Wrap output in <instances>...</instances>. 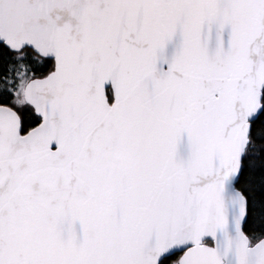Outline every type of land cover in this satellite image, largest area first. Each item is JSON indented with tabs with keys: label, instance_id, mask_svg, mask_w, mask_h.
<instances>
[{
	"label": "snow or ice",
	"instance_id": "1",
	"mask_svg": "<svg viewBox=\"0 0 264 264\" xmlns=\"http://www.w3.org/2000/svg\"><path fill=\"white\" fill-rule=\"evenodd\" d=\"M0 264H264V0H0Z\"/></svg>",
	"mask_w": 264,
	"mask_h": 264
}]
</instances>
